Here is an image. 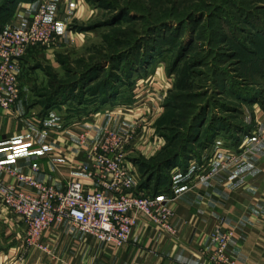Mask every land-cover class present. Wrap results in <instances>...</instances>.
I'll list each match as a JSON object with an SVG mask.
<instances>
[{
	"label": "crops",
	"instance_id": "obj_1",
	"mask_svg": "<svg viewBox=\"0 0 264 264\" xmlns=\"http://www.w3.org/2000/svg\"><path fill=\"white\" fill-rule=\"evenodd\" d=\"M41 3L47 5L48 19L57 24V42L54 47L30 49L19 63V99L11 112L0 108V163L63 191L71 182L84 181L79 168L91 166V150L107 132L131 137L125 146L129 167L136 170L141 162L155 158L164 147L154 127L170 84L166 69L157 70L153 98H143L148 90L136 82L128 105L114 104L76 121L37 118L34 94L41 92L48 71L56 69L63 56L91 38L93 17L88 0H15L3 27L29 25ZM259 91L260 99L243 107L247 132L236 146L217 138L186 175L171 173L174 236L138 218L129 243L115 248L64 223L43 234L46 252H24L25 225L0 205V264H211V235L218 226L233 232L227 253L236 264H264V79ZM85 133L89 138L80 144L79 136ZM213 155L217 161L208 167ZM232 155L238 160L229 162ZM206 169L212 172L207 179Z\"/></svg>",
	"mask_w": 264,
	"mask_h": 264
},
{
	"label": "rangeland",
	"instance_id": "obj_2",
	"mask_svg": "<svg viewBox=\"0 0 264 264\" xmlns=\"http://www.w3.org/2000/svg\"><path fill=\"white\" fill-rule=\"evenodd\" d=\"M88 1L91 38L63 56L34 94L41 122L49 116L76 121L114 104L128 105L136 82L148 90L141 98H153L161 68L171 75L154 127L167 146L164 157L178 152L191 159L188 166L195 165L212 150L206 146L211 124L224 129V136L241 124L242 105L224 91V82L237 90L243 81L236 61L247 60L249 53L264 58V0ZM147 59L151 64L142 69ZM116 92L123 97L115 103L110 100ZM204 107V123L191 129ZM153 163L146 167L154 170Z\"/></svg>",
	"mask_w": 264,
	"mask_h": 264
},
{
	"label": "built area",
	"instance_id": "obj_3",
	"mask_svg": "<svg viewBox=\"0 0 264 264\" xmlns=\"http://www.w3.org/2000/svg\"><path fill=\"white\" fill-rule=\"evenodd\" d=\"M47 13L46 3H41L29 25L0 31V108L5 112H11L19 99L17 71L22 58L32 48L54 47L57 42V24L48 19ZM88 138V133L80 135V144ZM130 140V136L107 132L104 140L91 150V166L79 168L85 175L84 181L71 182L63 191L0 163V205L11 218L25 225L24 252H46L41 244L43 234L64 223L115 248L129 243L138 218L171 236L176 234L170 222L169 198H152L138 190L139 175L127 163L125 146ZM236 160L232 155L229 162ZM216 161V156H212L207 166ZM207 170L205 179L212 176ZM92 184L93 187L86 188ZM232 237L231 230L215 228L211 235L214 248L208 257L211 264H236L227 253Z\"/></svg>",
	"mask_w": 264,
	"mask_h": 264
},
{
	"label": "trees",
	"instance_id": "obj_4",
	"mask_svg": "<svg viewBox=\"0 0 264 264\" xmlns=\"http://www.w3.org/2000/svg\"><path fill=\"white\" fill-rule=\"evenodd\" d=\"M15 0H0V31L4 28L3 22L9 17V12L11 6L14 4ZM94 27L90 25V30H93ZM256 31H258L256 29ZM259 32V31H258ZM262 32V30L260 31ZM240 49H243V44H239ZM246 47V46H244ZM155 47L153 52L155 51ZM249 58L245 61L237 60L236 63L239 65V79L243 81L240 87L234 89V87L227 86V81L224 82V91L233 92L235 101L244 106L247 104L256 102L260 99L261 92L259 91V87L261 85L262 80L264 79V58L258 56V54L249 53ZM145 61V60H143ZM151 64V59H147L145 63H143L142 69H145L144 65ZM139 69V68H138ZM132 73L134 71H131ZM130 73V75L132 74ZM147 73V70H145ZM170 73V72H169ZM244 85V86H243ZM118 92L113 95L110 101H115L117 98ZM104 104V103H103ZM107 104V105H111ZM164 105V104H163ZM207 108L204 107L202 109V115H198L195 120L192 122V127L194 123H204L205 121V112ZM241 115L243 116V110L241 111ZM236 130V133H235ZM208 139L206 146H212L214 140L216 138L222 137L224 139L229 140L233 146H236L239 142V138L241 134H246L247 127L242 122L239 126H236L233 129L232 133L227 136L221 135V131L225 132L224 129H215V125L211 124L208 130ZM167 146L164 147L161 152L153 159L149 161H143L138 166L137 173L139 175V185L138 190L144 192L148 196L152 198L162 197V198H170L173 195V178L171 173L174 169H179L180 174L186 175L188 172V163L191 159L184 158L180 153H170V156H163L166 154ZM195 159V158H194ZM201 155L196 159L198 163L201 161ZM156 163L153 167L154 170L148 169L147 164ZM153 163V164H154Z\"/></svg>",
	"mask_w": 264,
	"mask_h": 264
}]
</instances>
